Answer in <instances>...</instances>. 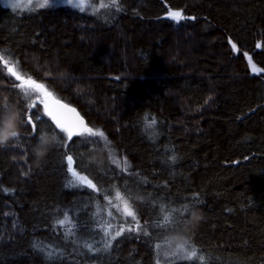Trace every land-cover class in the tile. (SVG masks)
<instances>
[{
  "label": "trees",
  "instance_id": "16d2710c",
  "mask_svg": "<svg viewBox=\"0 0 264 264\" xmlns=\"http://www.w3.org/2000/svg\"><path fill=\"white\" fill-rule=\"evenodd\" d=\"M0 55V264H264V0L0 3ZM9 67L103 136L68 140ZM185 241L203 261L165 255Z\"/></svg>",
  "mask_w": 264,
  "mask_h": 264
},
{
  "label": "snow or ice",
  "instance_id": "6c2138e0",
  "mask_svg": "<svg viewBox=\"0 0 264 264\" xmlns=\"http://www.w3.org/2000/svg\"><path fill=\"white\" fill-rule=\"evenodd\" d=\"M51 0H43L42 3H38L37 6L44 8L46 6H48L50 4ZM29 3H31V0H29ZM79 3L81 6H83L85 4V0H79ZM113 3H118V0H113ZM12 7L14 8H18L19 4L14 3L12 5ZM167 15L174 20H181V19H185V17L183 16V13L181 10H177V11H169L167 13ZM233 49L236 48L235 44H232ZM259 47V45H258ZM0 61H2L5 65H8L9 61L7 59L4 58L3 55H0ZM18 63V62H17ZM256 69L253 68V71H255ZM8 71L15 76L16 80L21 81V83L18 85V87L20 88H30L33 91H39L42 92L44 94L45 97H51V93L47 91L45 85L43 83H38L36 80L32 79L30 76L26 79L24 76L19 75L16 71H14L13 67H9ZM57 103H59L57 101ZM61 107L66 108L67 105H61ZM48 105L47 103H45V109L47 110ZM5 111H7V108L5 107ZM70 111L75 112V109H70ZM48 115L51 116L54 120H56L57 125L62 129V131L67 133V138L68 140H72L74 135H85L87 134L88 136H103L102 132H98V131H94L93 128L88 127L84 121L83 118L79 119V124L77 127H70V126H66L65 124L61 123V121L59 119H57L56 115L52 112V111H48ZM12 115L8 116L7 118H11ZM6 118V119H7ZM5 119H3L2 124L4 122ZM27 123H32L31 117H29L27 119ZM156 123L155 119L153 118L150 121L151 125H154ZM33 129L35 130V125L33 124ZM20 135L19 132H14L11 136L12 139L17 138ZM10 139V138H9ZM9 139L7 141H9ZM5 142H0V145L4 144ZM67 161H68V169L69 172H71L73 178L75 180H77L78 182L87 185L88 187H91L92 189H96V185L94 183H92L91 180H89L87 177L81 176L79 175V173L72 167L73 164V157L71 155L67 156ZM115 198L119 201H122L123 203V214L127 217H131V219L133 221H136V227L135 228H129L128 230H134V231H139L140 230V223L139 220L137 218L136 212L133 209L132 204L129 202L131 200V198L129 197L128 199H125V197L121 194V192L119 190L116 191V195ZM111 203V201H109ZM161 211L164 212L165 214L163 215V222L166 224L168 222L171 221L172 218V212L175 210H166L164 207H161ZM111 214V213H110ZM58 224L60 225H65V224H71V220L68 217L67 214H65L64 219L62 220H58L57 221ZM113 228L112 224H108L105 228H104V235L106 237H110V239H108L106 241V243L104 244L105 248H108L111 246L112 240H115L116 237L120 236L124 231L125 228L124 227H120V229L118 231H115V233L113 234L110 229ZM69 232H71V228H69ZM188 244L187 241H185L184 243H179L176 244L175 249L170 252V253H165L166 256H177L180 259H187V260H192L194 258H198L200 261L204 260V257L202 255H200L198 257V250L196 249L195 245H191V247H187L186 245ZM86 247H88L89 249L92 248L91 245H86ZM159 247V246H158ZM180 253H182L183 255H179Z\"/></svg>",
  "mask_w": 264,
  "mask_h": 264
},
{
  "label": "water",
  "instance_id": "95a60500",
  "mask_svg": "<svg viewBox=\"0 0 264 264\" xmlns=\"http://www.w3.org/2000/svg\"><path fill=\"white\" fill-rule=\"evenodd\" d=\"M244 59L247 63V67L250 73H257L259 71L249 55H245ZM253 68H255L256 70L253 71ZM61 105L65 104L61 102L57 103V100L51 98L48 103V110L52 111L56 115L57 119H59L61 123L65 124L66 126L74 128L77 127L80 119L79 115L76 112L70 111V109L72 108H70L69 106L64 108L61 107ZM54 121L56 122V120Z\"/></svg>",
  "mask_w": 264,
  "mask_h": 264
},
{
  "label": "rangeland",
  "instance_id": "374dc122",
  "mask_svg": "<svg viewBox=\"0 0 264 264\" xmlns=\"http://www.w3.org/2000/svg\"><path fill=\"white\" fill-rule=\"evenodd\" d=\"M43 0H31V3H29V0H0V3L2 5H6V6H9L11 8H14L12 7V5L14 3L16 4H19V7L18 8H15V9H33V8H40L37 6L38 3H42ZM87 0H85V4H86ZM58 3H71V4H75V5H80L79 3V0H51L50 4L48 6H52V5H55V4H58ZM257 68V67H256ZM49 98L50 97H45L44 94L41 92V95H40V99L41 101L45 104L49 103Z\"/></svg>",
  "mask_w": 264,
  "mask_h": 264
},
{
  "label": "clouds",
  "instance_id": "9594fccd",
  "mask_svg": "<svg viewBox=\"0 0 264 264\" xmlns=\"http://www.w3.org/2000/svg\"><path fill=\"white\" fill-rule=\"evenodd\" d=\"M18 125V114H13L11 118L5 119L3 124L0 125V142H7L14 132H18Z\"/></svg>",
  "mask_w": 264,
  "mask_h": 264
}]
</instances>
